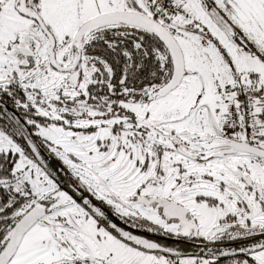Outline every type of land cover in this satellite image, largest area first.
<instances>
[{
  "label": "snow or ice",
  "instance_id": "1",
  "mask_svg": "<svg viewBox=\"0 0 264 264\" xmlns=\"http://www.w3.org/2000/svg\"><path fill=\"white\" fill-rule=\"evenodd\" d=\"M0 264H264V0H0Z\"/></svg>",
  "mask_w": 264,
  "mask_h": 264
}]
</instances>
